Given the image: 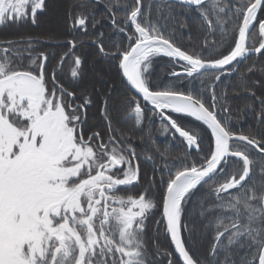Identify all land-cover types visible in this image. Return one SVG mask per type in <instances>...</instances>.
<instances>
[{
	"label": "snow or ice",
	"instance_id": "obj_1",
	"mask_svg": "<svg viewBox=\"0 0 264 264\" xmlns=\"http://www.w3.org/2000/svg\"><path fill=\"white\" fill-rule=\"evenodd\" d=\"M175 2L195 7L209 31L214 24L209 15L215 13V24L231 35L233 46L212 60L189 54L161 31L163 25L157 24L161 9L154 20L150 4L132 0L124 6L125 18L120 23L116 13H111L114 30L127 34V47L114 44V50H106L102 42L93 41L99 56L116 61L124 90L119 99L114 95L116 85L106 73H98L91 92L83 91L79 96L82 103H77L76 92L59 83L55 71L46 79L47 55L30 56L21 70L13 63V57L23 62L13 47L16 42H7L9 47L0 45V264H146V221L157 206L148 193L155 180L150 179L148 188L136 196L120 194L139 183L140 165L128 138H118L112 128V113L118 105L131 109L128 114L141 124L145 119L141 101L152 111L159 110L162 121L167 122L165 131L178 134L188 148L199 149L197 135L169 113L193 117L214 138L198 163L185 165L180 160L172 167L165 163L168 179L162 178L166 190L156 224H163L182 264H219L221 254L227 264L233 246L246 249L241 264H264V159L251 158L252 151L264 158V136L235 134L225 122L227 117L220 114L228 112L226 104H220L217 111L214 90L212 103L206 105L192 94L153 88L148 72L153 58L163 54L176 63L184 62L181 67L186 77L199 79L216 70L219 75L214 79L219 81L225 72L231 74L249 53L264 50V0H235L230 28L223 27L228 20L219 15L225 11L219 0ZM114 6L119 8V0ZM47 7V0H0V25L28 19L35 22L37 12ZM95 23L93 18V26ZM129 25L134 26L130 33ZM73 26L86 32L88 17H76ZM253 35L259 36L258 47L249 42ZM67 47L71 51L64 57H72L71 77L82 79L87 56L76 54L74 40ZM63 63L62 58L61 67ZM94 97L100 98L104 136L91 129V135L84 133L87 108L95 103ZM257 163L259 168L254 170ZM257 171L259 183L254 182ZM207 185L212 187L201 203L214 197L217 203L208 211L219 209L221 214L215 217L209 255L199 257L190 251L194 238L185 219L189 201Z\"/></svg>",
	"mask_w": 264,
	"mask_h": 264
},
{
	"label": "flooded vegetation",
	"instance_id": "obj_2",
	"mask_svg": "<svg viewBox=\"0 0 264 264\" xmlns=\"http://www.w3.org/2000/svg\"><path fill=\"white\" fill-rule=\"evenodd\" d=\"M94 1L100 5L101 8L99 9V13H101L102 16L99 15V17L98 14L95 15L93 12L88 13V27L86 32L78 26H73L75 16L73 15L74 11H72L70 12L69 24L66 26V33L64 35L48 36L44 39L17 40L14 42H18V45H16L18 47L13 46L15 49L19 50V57L22 58L23 62H19L16 57H13V59H15L17 65L22 68L25 67L30 56L34 57L39 55V53L47 55L48 60L45 62L46 79L48 78L47 72L51 68V71H55L57 73L56 79L59 83L66 87L70 92H76L75 99L77 103H82L79 96L83 91L88 90L91 92L90 86L95 81V77L98 73H106L108 78L116 85L117 91L114 95L118 99L124 91L123 86L119 84L116 61L99 56L97 53V44L93 43V41L104 42L103 45L106 50H114V44H119L121 48L127 47V34H118L114 30L111 23L112 12L116 13L117 23H120V21L125 18L123 12L124 5H122L121 8H117L114 6L115 0H100V2H97V0ZM109 8H111V12L108 10ZM104 10H108L111 15L104 16L106 14ZM39 12L40 11L37 13ZM93 18L95 21H98V23H95V26H93ZM100 24L104 26L103 29L100 27ZM4 27L5 26L0 25V28L4 29ZM91 28H94L95 33L91 31ZM103 30L106 34L103 33ZM132 31H134V26L129 25L128 32L130 33ZM100 33L103 35L100 36ZM73 40L76 42L78 48L76 54L83 53L87 56L82 79H74L71 77L70 70L73 67L72 57H64L65 53L71 51V49L67 47L68 42ZM29 41H37L39 44L32 45V47H24L22 45L28 43ZM7 42L9 41H0L2 46L9 47ZM80 42H83V47H80ZM25 49H27V51H24ZM9 54L11 55V53ZM158 56L169 58L162 54ZM252 57L255 56H251L244 60L235 71L231 72V74L225 72L224 75L220 76L219 81L214 79L215 75H219V72L217 71L208 72L211 75H204L199 78H202L203 80L206 78H212L214 79L212 84H161L158 89L164 90L172 88L184 94H192L200 97L206 105H210L212 103V91L214 90L216 93L217 111L219 112V104L222 101L226 103V106L228 107L227 113L220 114L227 117L225 122L228 123L231 130L237 135H248L255 137L256 139H260L264 136V129H262L264 114L261 112V107L264 104V97H261L264 95L262 88L263 85L248 83L242 76V67L245 62H249V59ZM62 58L64 59V63L61 67L59 61ZM155 58H153V61ZM181 65L182 63H176L172 59L170 62L166 60V68L168 66L170 68L168 76L185 79L187 81L194 80V83L199 81V79L186 77L183 73ZM150 68L151 67H149L148 71ZM173 72H179L181 73V76H173L171 74ZM252 93H254V95H252ZM128 95L131 96L134 95V93H128ZM65 99L71 103L70 98L66 97ZM94 99L95 103L87 108L88 120L87 124L84 126V133L86 136L91 135V129L100 132L101 135L104 136L106 125L101 114V105L99 102L100 98L94 97ZM137 99H140L139 96H137ZM238 103L241 105V108H236ZM141 107L144 108L145 119L141 124L137 125L134 121V117L128 114L131 109L126 110L124 106L118 105L116 111L112 113V128L115 129L113 134L117 135L119 138L121 133L116 121L117 119L119 120L120 116L121 120L119 122V126L123 130L125 136H128L127 138L134 135L145 136L144 153H142L143 148L140 147V144H138L136 140H130L128 142L135 148L138 154L136 159L139 161L141 176L139 183L129 186L128 189H136L138 192H143L148 188V181L150 179H154L155 184L148 194L153 198V200H156L161 199L166 190L165 184L162 182V178L164 181L168 179V171L165 168V163H167L169 167H172L174 162L180 160H183L185 165L192 162L198 163L204 156L205 149L208 148L210 144H207L205 138L207 131L204 129L202 130L199 125V121H196L194 118L184 114L169 113L172 118L176 119L178 124L185 130L194 132L197 135L198 144L200 145L199 149H196L195 147L188 148L186 141L179 137L178 134H172L171 130L166 132L165 125L167 122L162 121L159 115V110L152 111L151 107L149 105H145L143 101H141ZM95 110L99 112L94 114ZM235 112H240L241 119L245 120H243L241 125L233 121L236 118ZM253 121L257 122L254 124ZM126 131H129V133H126ZM252 154L253 152L251 155ZM211 187L212 185H207L206 189L210 190Z\"/></svg>",
	"mask_w": 264,
	"mask_h": 264
},
{
	"label": "trees",
	"instance_id": "obj_3",
	"mask_svg": "<svg viewBox=\"0 0 264 264\" xmlns=\"http://www.w3.org/2000/svg\"><path fill=\"white\" fill-rule=\"evenodd\" d=\"M47 3L48 7L43 12L37 13L35 22H32L31 19H28L21 20L17 23H5L3 25L5 26L4 29L0 28V41L44 39L48 36H62L66 33V26L69 24L70 12L72 11H74L73 15L75 18L81 15H86L88 17V13L91 12H93L95 15L98 14V16H102V14L99 13V9L101 7L94 0H47ZM131 3L132 0H119V8H121L122 5H130ZM143 3L145 5H151L152 18L154 20H156L157 9H161L160 19L157 21L158 26L163 25V27H161V31L165 37L171 39L177 46L181 47L182 50H186L189 52V54L195 52L196 54L201 55L205 60H212L218 58L220 53L226 54L233 46L231 35L223 33L221 31V26L215 24V13L210 12L209 15V18L213 19L214 21L212 30L209 31L208 26L203 22L201 14L197 10H192L188 7L170 3L165 0H143ZM219 3L221 7L225 8L223 13H219L220 17L224 20H228V23L223 27L230 28L232 24V20H229V17L231 16L230 9L235 3V0H219ZM81 5L85 6L82 7ZM143 10L144 9L142 8V11ZM169 10L171 12L170 15ZM59 11L60 17H56L57 12ZM104 12H106L104 16L111 15L108 10H104ZM51 15H54V20L46 19ZM100 27L103 29L104 26L100 24ZM91 31L95 33L94 28H91ZM103 33H105L104 30ZM29 42L22 45L24 47H32V45L39 44L37 41ZM249 42H255V46L258 47L259 36L253 35ZM16 45H18V42H16L14 46ZM166 60L169 62L171 61L170 58L156 56L150 66L151 68L148 72L150 73L149 78L153 88L156 87L158 89L161 84H212L214 82V79L212 78H206L205 80L201 78L198 82L194 83V80L187 81L185 79L168 76L170 73V68L169 66L166 68ZM13 63L14 66H18L15 59H13ZM18 67L21 70L23 69L20 66ZM249 69L252 70L249 71ZM50 71L51 68L47 72L48 77ZM205 75L207 76L211 74L206 73ZM242 76L248 83L262 84L264 92V53L250 58L249 62H245L244 66L242 67ZM261 97H264V95ZM220 104L226 103L222 101ZM238 107L241 108L239 103L236 105V108ZM261 108V112L264 114V104ZM94 112V114H96L99 111L95 110ZM235 114L236 118L233 121L241 125L244 120L240 117L241 113L235 112ZM120 120L121 117L119 116V120L117 119L116 123L118 124L121 133L120 137H126L123 130L119 126ZM255 122L257 121H253L254 124ZM199 125L201 126L202 130L204 129L207 131L208 135L206 134L205 137L207 144L212 145L214 138L212 137L211 132L201 122H199ZM262 129H264V119ZM126 133H129V131H126ZM129 137L130 138H128V142L130 140H136L137 143L140 144V147L143 148L142 153H144L143 150L145 136L134 135ZM208 149L209 147L205 149L204 155L207 154ZM252 152L253 154L251 155V158L254 159V161L258 159H264L259 158L255 151ZM253 167L254 170H257L259 168L258 163L254 164ZM259 180L260 174L257 171V175L254 177V182L259 183ZM207 191L209 190L206 189L205 186V188L195 192L187 205L185 219V223H187L192 229V235L194 238V243L190 247V251L193 252L195 256L199 257H205L209 255V250L213 244V236L215 235V228L213 226L215 217L221 214L219 209H214L212 212L208 211L210 207L214 208L217 203L214 197H208L207 199L203 200V203H201L203 194ZM139 193L141 192L136 191V189H128L126 191H122L120 194L125 196H136ZM154 201L157 206L150 212L145 227L144 240L147 245L146 264H169V261H171V264H181L171 246L167 233L163 229V224H160L159 226L156 224V222L161 219L162 206L160 203L161 199H156ZM201 212H203L204 215H201ZM225 222H228L227 219ZM245 253L246 249L233 246L231 249V254L228 255L227 258V264H241V260L245 256ZM219 264H225V254H221L219 256Z\"/></svg>",
	"mask_w": 264,
	"mask_h": 264
},
{
	"label": "water",
	"instance_id": "obj_4",
	"mask_svg": "<svg viewBox=\"0 0 264 264\" xmlns=\"http://www.w3.org/2000/svg\"><path fill=\"white\" fill-rule=\"evenodd\" d=\"M165 1H167V2H170V3H175V4H179V5H182V4H180V3H178V2H175V0H165ZM206 3H207V0H206ZM182 6H184V5H182ZM185 7H187V6H185ZM189 8V7H188ZM190 9H195V7H192V8H190ZM259 15V14H258ZM0 45H1V43H0ZM264 52V50H262V52L261 53H263ZM261 53H249V57H251V56H257V55H260ZM163 55V54H162ZM170 59H172V58H170ZM173 60V59H172ZM244 60H242L241 62H240V64L237 66V67H239L240 65H241V63L243 62ZM180 63H184V62H180ZM235 63V62H234ZM228 67H230V66H226V68H228ZM209 72H216V70H211V71H209ZM150 106V105H149ZM151 107V106H150ZM193 118V117H192ZM202 123V122H201ZM207 127V126H206ZM210 130V129H209ZM210 132H211V130H210ZM168 235V234H167ZM168 238H169V240H170V235H168ZM170 243H171V246H172V248H173V250H174V244L171 242V240H170ZM175 252V251H174ZM175 254H176V256H177V258L179 259V261H180V263L182 264V258H180L179 256H178V254L175 252Z\"/></svg>",
	"mask_w": 264,
	"mask_h": 264
},
{
	"label": "rangeland",
	"instance_id": "obj_5",
	"mask_svg": "<svg viewBox=\"0 0 264 264\" xmlns=\"http://www.w3.org/2000/svg\"><path fill=\"white\" fill-rule=\"evenodd\" d=\"M57 11V10H56ZM57 16L56 17H60V11L59 12H57V14H56ZM46 19H51V20H54L55 18H54V15H51V16H49V17H47ZM61 19V18H60ZM60 21V20H59Z\"/></svg>",
	"mask_w": 264,
	"mask_h": 264
}]
</instances>
